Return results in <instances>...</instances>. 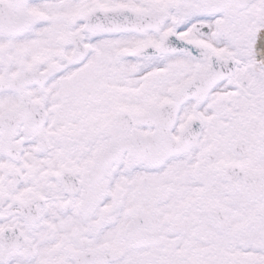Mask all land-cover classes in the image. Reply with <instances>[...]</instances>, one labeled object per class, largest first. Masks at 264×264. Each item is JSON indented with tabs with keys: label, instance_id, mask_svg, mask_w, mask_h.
Masks as SVG:
<instances>
[{
	"label": "snow or ice",
	"instance_id": "snow-or-ice-1",
	"mask_svg": "<svg viewBox=\"0 0 264 264\" xmlns=\"http://www.w3.org/2000/svg\"><path fill=\"white\" fill-rule=\"evenodd\" d=\"M0 264H264V0H0Z\"/></svg>",
	"mask_w": 264,
	"mask_h": 264
}]
</instances>
